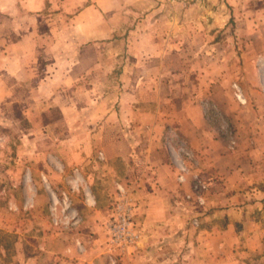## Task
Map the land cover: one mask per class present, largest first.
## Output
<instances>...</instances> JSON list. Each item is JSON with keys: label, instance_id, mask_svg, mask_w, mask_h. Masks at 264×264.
Returning a JSON list of instances; mask_svg holds the SVG:
<instances>
[{"label": "rangeland", "instance_id": "374dc122", "mask_svg": "<svg viewBox=\"0 0 264 264\" xmlns=\"http://www.w3.org/2000/svg\"><path fill=\"white\" fill-rule=\"evenodd\" d=\"M88 7L92 10L88 17L92 20L102 17L110 32L89 35L81 20L74 21L75 15ZM49 8L58 13L59 30L40 34L39 55L63 62L72 60L75 66L66 64L65 72L75 80L71 82L66 76L63 78H69L70 84L66 86L62 79L60 85L54 81L58 66L42 67L39 62L35 71L39 69L43 73L32 76L35 80L27 82L15 76L20 82L9 85L7 92L0 83V264H53L57 253L61 255L66 236L81 232L84 223L87 226L91 209L96 205L92 187L101 179L105 166L103 149L95 142L101 137V125L110 116L120 120L119 90L131 89L135 78L151 71V66H143L154 53L150 39L166 41L168 36L162 33L152 36L148 29L155 19L146 18V14L163 15L154 22L161 27L167 24L164 16L175 13H181L184 23L188 24L185 41L189 49L184 52L189 59L188 71L205 76L207 83L201 100L209 122L221 128L217 131L227 136L230 149L236 147V139L244 132L242 129L264 123V114L255 116L248 110L264 109V49H261L264 23L260 24L262 27L253 25L261 30L252 37L253 27L246 23L248 17L258 14L264 17V0H55L49 3ZM16 19L20 24L25 18ZM140 20H144L142 29L148 27L146 33L143 30L135 33L139 22L142 23ZM178 39L176 34L168 38L171 42ZM252 42L256 43L255 49L251 48ZM203 43L205 47L201 46ZM81 58H87V65L81 64ZM13 62L17 64L18 59ZM220 77L232 89L235 101L232 100V107L237 109L238 118L235 128L232 118L221 113L212 98L214 79ZM253 77L256 81H252ZM254 89L260 92L258 96L252 94ZM182 145L187 144L181 142L178 147V181L179 166L183 162ZM189 148L195 159L188 161L190 171L180 182L190 177V190L185 199L200 207L188 218L194 233L200 224L196 212L203 209L208 184L197 170L202 155ZM195 179L206 185L198 194ZM130 181L133 179L113 183L115 190L109 197L111 215L103 224L104 242L99 247L106 259L97 264H122L144 238ZM119 183H126L130 188L135 207L133 225L141 233L138 243L129 244L123 251L109 249L107 227L115 214ZM198 195L203 198L202 203L197 200ZM75 245L77 252L85 253L80 240ZM176 246L168 251L174 258L167 264H181L179 255L175 256ZM240 246L238 251L243 257L239 261L251 264L248 248L243 243ZM87 258L84 255L80 264H88L84 260Z\"/></svg>", "mask_w": 264, "mask_h": 264}, {"label": "crops", "instance_id": "0c3cea01", "mask_svg": "<svg viewBox=\"0 0 264 264\" xmlns=\"http://www.w3.org/2000/svg\"><path fill=\"white\" fill-rule=\"evenodd\" d=\"M50 2L55 0H0V62L3 61L0 83L4 84L5 92L17 81L15 76L27 82L35 80L32 76L41 72L35 71L39 62L42 67L58 66L54 70L57 75L54 81L58 84L61 85L63 79L67 86L70 80H75L65 72L66 64L75 66L72 60L63 62L59 58L47 59L39 55L40 34L59 30L58 13L54 8L48 9ZM20 7L24 9L22 12ZM91 11L90 7L81 10L74 21L81 20L89 35L110 32L109 25L102 23V17L97 20L88 17ZM153 14L145 15L155 19L148 31L152 36L168 34L167 39H150L154 53L143 66H151V71L135 78L131 89L119 90L120 120L110 116L112 120L101 125V137L95 142L103 149L105 166L101 179L92 187L96 205L91 209L87 226L84 223L81 232L75 231L65 237L61 255L57 253L53 264H80L86 254L88 258L84 260L88 264L102 263L106 259L99 247L104 242L103 224L111 215L109 197L115 190L113 183L131 179L137 221L144 238L140 247L124 258L122 264H167L171 257L174 258L173 253H168L174 244L177 245L175 256L179 255L181 264H245L239 261L243 257L238 251L241 243L248 248L251 264H264V123L242 129L244 132L236 137V147L230 149L227 136L217 131L221 128L209 122L201 100L207 83L205 76L188 71L189 59L184 55L188 48L185 41L188 24L184 23L181 13H175L165 15L167 24L161 27L154 22L163 15ZM17 17L25 19L19 24ZM260 18L264 20L259 14L248 17L249 22L246 20L253 27L251 37L261 30L253 26L262 27L260 24L264 22L261 23ZM140 21L135 33L140 34L142 30L146 33L148 27L142 29L144 20ZM175 34L179 39L169 41L168 38ZM255 45L252 42L251 48L255 49ZM261 49H264V40ZM14 59H18L17 64ZM80 62L87 65V58H81ZM47 69L50 72L51 69ZM66 76L70 80L63 78ZM255 79L253 77L252 81ZM222 80V77L214 79L212 98L221 113L232 118L235 128L238 118L237 109L232 107V89ZM252 94L258 96L260 92L254 89ZM248 110L255 116L264 114L261 108ZM181 142L202 155L197 170L208 184L203 209L196 212L200 224L194 233H191L188 218L200 207L185 199L190 190V177L180 182L176 176ZM77 239L85 253L77 252ZM179 246L180 251H177Z\"/></svg>", "mask_w": 264, "mask_h": 264}, {"label": "built area", "instance_id": "2783aa9c", "mask_svg": "<svg viewBox=\"0 0 264 264\" xmlns=\"http://www.w3.org/2000/svg\"><path fill=\"white\" fill-rule=\"evenodd\" d=\"M180 155L183 162L179 166L178 179L180 181L184 180V176L189 173L190 166L188 161L195 159L192 150L187 145H182L180 147ZM197 178V177H195ZM119 190V198L116 200L115 214L112 220L107 224L108 235H109V249H123L129 244H136L140 240L141 233L138 232L133 225V212L134 204L131 202V191L128 189L126 183H119L117 185ZM195 191L200 193L206 188L199 179L194 181ZM197 200L203 202V198L198 195Z\"/></svg>", "mask_w": 264, "mask_h": 264}]
</instances>
